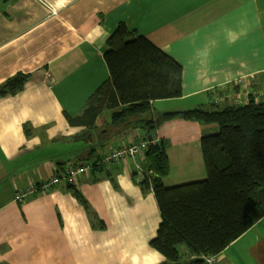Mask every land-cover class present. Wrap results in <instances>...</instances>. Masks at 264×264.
<instances>
[{"label": "crops", "instance_id": "1", "mask_svg": "<svg viewBox=\"0 0 264 264\" xmlns=\"http://www.w3.org/2000/svg\"><path fill=\"white\" fill-rule=\"evenodd\" d=\"M121 24L183 67V96L153 102L149 118L224 109L251 93L264 100V0H0V85L30 75L21 92L0 98V264L164 262L150 245L158 203L132 159L82 175L74 188L62 182L15 201L16 192L70 164L148 138L139 127H115L113 111L91 130L66 118L80 115L109 79L104 54ZM219 132L217 124L178 118L161 125L155 138L170 164L164 185L205 180L201 140ZM218 260L264 264V217Z\"/></svg>", "mask_w": 264, "mask_h": 264}, {"label": "trees", "instance_id": "2", "mask_svg": "<svg viewBox=\"0 0 264 264\" xmlns=\"http://www.w3.org/2000/svg\"><path fill=\"white\" fill-rule=\"evenodd\" d=\"M107 45L110 77L80 115L66 114L70 125L91 130L98 117L113 111L115 127H139L153 139L161 125L176 118L219 126L218 134L201 140L205 180L166 187L170 164L158 141L150 142L144 164L153 180L141 182L144 190H153L160 210L161 224L150 245L164 256L162 264H206L204 256L219 255L264 217V100L251 93L224 109L197 107L149 118L153 102L183 96V67L123 24ZM29 79L24 73L7 79L0 85V98L21 92ZM103 167L96 166L92 174Z\"/></svg>", "mask_w": 264, "mask_h": 264}, {"label": "built area", "instance_id": "3", "mask_svg": "<svg viewBox=\"0 0 264 264\" xmlns=\"http://www.w3.org/2000/svg\"><path fill=\"white\" fill-rule=\"evenodd\" d=\"M152 142L156 143L158 140L156 139ZM149 144L150 141L148 139L139 142H132L127 145H122L112 151L104 152L101 155L99 162L97 161L94 163V161H92L80 164H70L67 166L63 175L56 174L49 180L36 184L32 183L26 189L16 192L15 201L18 203L24 202L31 196L50 191L54 186L59 185L62 182H65L68 185H76L78 177L92 173L96 166L102 165L107 167L128 159L135 161L136 176L140 182L146 179L151 181L153 180V172L147 170L142 164V162L146 160L145 155L148 151ZM203 259L206 264H220L218 255L204 256Z\"/></svg>", "mask_w": 264, "mask_h": 264}, {"label": "water", "instance_id": "4", "mask_svg": "<svg viewBox=\"0 0 264 264\" xmlns=\"http://www.w3.org/2000/svg\"><path fill=\"white\" fill-rule=\"evenodd\" d=\"M152 138H153L152 136H148L149 141H152Z\"/></svg>", "mask_w": 264, "mask_h": 264}, {"label": "rangeland", "instance_id": "5", "mask_svg": "<svg viewBox=\"0 0 264 264\" xmlns=\"http://www.w3.org/2000/svg\"><path fill=\"white\" fill-rule=\"evenodd\" d=\"M29 132L31 133V132H32V129H29ZM206 178H207V175H206ZM206 178H205V179H206ZM202 181H203V179H202Z\"/></svg>", "mask_w": 264, "mask_h": 264}, {"label": "bare ground", "instance_id": "6", "mask_svg": "<svg viewBox=\"0 0 264 264\" xmlns=\"http://www.w3.org/2000/svg\"><path fill=\"white\" fill-rule=\"evenodd\" d=\"M155 140H156V138L155 139L152 138V141H155ZM152 141H150V142H152Z\"/></svg>", "mask_w": 264, "mask_h": 264}]
</instances>
